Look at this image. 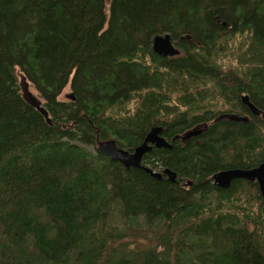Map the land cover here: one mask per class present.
<instances>
[{
  "label": "trees",
  "instance_id": "trees-1",
  "mask_svg": "<svg viewBox=\"0 0 264 264\" xmlns=\"http://www.w3.org/2000/svg\"><path fill=\"white\" fill-rule=\"evenodd\" d=\"M154 125L172 147L142 163L175 182L97 146ZM260 162L264 0H0V264H264L257 182L212 178Z\"/></svg>",
  "mask_w": 264,
  "mask_h": 264
},
{
  "label": "water",
  "instance_id": "water-1",
  "mask_svg": "<svg viewBox=\"0 0 264 264\" xmlns=\"http://www.w3.org/2000/svg\"><path fill=\"white\" fill-rule=\"evenodd\" d=\"M152 49L155 53H157L160 56H173L179 53V49L176 46H174V44L172 43L171 36L168 32L159 33L153 36ZM241 100L243 103H245L248 106V108L253 113L259 112V108L256 107V105H254L252 101L249 100L247 94H242ZM35 105L37 108L41 109V111L44 113L46 118L49 120V117L45 109L42 108V106L39 104H35ZM224 115H227L234 120H242V121L248 120V115L239 114L237 112H227L224 113ZM161 130H162L161 126L158 125L152 126L146 132L141 143L136 145L133 148V150H127L123 147L118 146L113 138L99 141L97 146L101 151L108 154L112 159L120 161L126 167H130V166L139 167L156 178H161L163 177V175H165L166 179L175 182L176 172L173 169L169 167H165L162 170H155L149 165L142 163L143 155L147 151L151 150L153 146L166 147V148L172 147V143L169 142L163 135L160 134ZM200 131L201 128L196 127L187 130L182 134H176L175 137L181 136L182 138H188L192 135H196L200 133ZM238 177L252 181L255 180L258 184L260 193L264 196V162H260L258 165L248 168H244V167L224 168V169H220L219 171L215 172L212 175L213 182L220 187H228L231 181L234 178H238Z\"/></svg>",
  "mask_w": 264,
  "mask_h": 264
},
{
  "label": "rangeland",
  "instance_id": "rangeland-1",
  "mask_svg": "<svg viewBox=\"0 0 264 264\" xmlns=\"http://www.w3.org/2000/svg\"><path fill=\"white\" fill-rule=\"evenodd\" d=\"M18 82L22 91V94L25 98L31 100L34 104L42 105V98L38 95L35 88L29 83L24 76L21 74V72L17 69L16 70ZM61 97V96H60ZM92 148V146H89Z\"/></svg>",
  "mask_w": 264,
  "mask_h": 264
},
{
  "label": "flooded vegetation",
  "instance_id": "flooded-vegetation-1",
  "mask_svg": "<svg viewBox=\"0 0 264 264\" xmlns=\"http://www.w3.org/2000/svg\"><path fill=\"white\" fill-rule=\"evenodd\" d=\"M175 138H179L180 140L186 139V138H182L181 136H180V137H179V136H177V137L173 136V137L171 138V141H173Z\"/></svg>",
  "mask_w": 264,
  "mask_h": 264
}]
</instances>
